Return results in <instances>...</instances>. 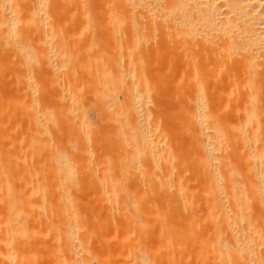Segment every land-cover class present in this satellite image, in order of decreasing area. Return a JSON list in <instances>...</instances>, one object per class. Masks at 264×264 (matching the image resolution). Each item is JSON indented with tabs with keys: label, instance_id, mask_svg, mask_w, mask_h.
Here are the masks:
<instances>
[{
	"label": "bare ground",
	"instance_id": "obj_1",
	"mask_svg": "<svg viewBox=\"0 0 264 264\" xmlns=\"http://www.w3.org/2000/svg\"><path fill=\"white\" fill-rule=\"evenodd\" d=\"M29 35L35 36V39H30ZM206 41L214 48L218 46L227 50V55L229 51L233 55L236 52V57L232 56L234 59L231 64L235 63L237 66V76L247 85H255L257 90L255 94H264V0H0V75L3 71L7 73L6 70L9 68L10 74L14 75L12 73L14 68L13 71H17L14 76L15 82L20 84L19 86L22 85L20 91H17L20 97L14 96L17 100L11 99L12 97L2 98V94L0 95V264H105L102 258L101 262L97 261L98 258L95 260L92 251L91 243L93 237H98L96 236L98 232L96 234L95 230L93 232L95 213L93 215L90 210V201L83 198L87 191L96 201L106 204V207L107 203L115 204L117 197L125 195L126 198L127 195L129 197L132 195L130 198L135 195V198H132L135 200L130 201L132 203L134 201L139 203L141 195L212 197L213 204L219 205L218 208L221 206L226 208H220L221 211L226 210L225 216L220 213L221 218H224L221 219L220 228L226 232H222L223 238L214 241V237H211L212 231L209 233L206 231L209 227L205 233L198 229L201 226L196 227L197 231L201 230L203 234L199 233V237L208 234L213 238H210L212 244L209 242L208 245L205 244L206 248L201 253L204 239L202 241L196 234L186 232V235L191 237L189 242L193 240L197 244L199 240L202 241L201 245L194 244L193 247V251L200 249L197 250L199 256L193 251L188 253L197 255L199 262L194 259V257L197 259L196 256H190L194 262L190 261L194 264L196 261L198 264H206L209 260L210 262L212 260V263L218 261L219 264H234L236 261H239V264H264L263 169L261 171L254 169L250 173L254 165L251 164V169L247 167L249 170L245 169L242 172L250 171L249 174L253 175L243 174L240 177L224 176L221 170L218 173L216 171V175H212L211 172V176L208 174L199 177L190 173L193 170L189 171L187 144L183 143L188 137V122L191 121L190 111L188 115L189 67L195 63L199 55L197 51L203 49ZM208 47L205 50H208ZM218 50H215V53ZM223 50L220 53L225 54ZM213 51L210 54L213 55ZM4 54H10L11 58L6 57L7 55L2 58ZM229 56L231 57V53ZM6 58L10 59L4 60ZM221 60L218 63H222ZM213 61L215 62V59ZM196 62L198 65V61ZM40 73L48 79L49 88L53 92L50 95L53 103L46 102L49 97L46 101V98L42 99L43 89L40 82L43 81L38 82L37 78ZM4 78L5 76L0 77V81ZM229 89L227 87L226 94ZM162 99L165 100L164 104L161 103ZM228 99L230 101V98ZM205 104L204 107L207 105ZM18 109L21 111V113L18 111L20 118L23 120V117L24 119L26 117V122L19 118L21 124L23 123L21 126L22 128L24 124L26 126L22 134L15 135L18 129L16 132L15 129L12 130V125L18 122L19 116H15L18 115ZM24 112L25 116H22ZM200 116L199 118L196 116L198 120L202 119V115ZM235 119L236 123L239 118ZM197 123L196 125H199ZM232 124L234 125V122H230L229 125ZM245 124L247 127L248 124L246 122ZM257 126L260 127V123ZM233 127L236 126H230L232 129ZM175 128L184 133V136L187 134L186 138L181 134L179 140L182 143L174 137ZM202 128L199 131L195 129L194 132L199 135ZM199 139L195 141H199L200 145ZM202 141L203 139L201 146L204 148ZM197 146L196 143L195 147ZM204 149L203 151L206 150ZM245 154L248 155L246 150ZM199 155L201 156V153ZM260 157L259 162L262 160L264 163L263 157L262 159ZM203 158L199 160L202 161ZM201 165L203 168V161ZM257 166L255 164L254 168ZM234 172L241 175V171ZM159 197L157 196L158 199ZM172 204L174 205V200ZM237 205H239L237 209L233 208ZM126 210L130 212L128 208ZM104 213L106 214V210ZM186 215L190 217L188 212ZM101 218V223L98 218L97 220L103 224L106 217ZM141 220L144 223L147 221L145 217ZM190 220L192 223V218ZM135 222L132 220L133 224ZM106 223L108 225V222ZM146 223L155 226L150 221ZM207 223L209 225V221ZM147 225L142 226L149 228ZM121 226L115 227L121 230L118 228ZM192 227L190 225L189 230ZM171 230L173 232L169 231L174 236L177 230ZM194 230L192 228L188 232L197 233ZM165 231L169 232L165 229L163 234ZM156 232L155 234L158 233ZM158 234L155 235L157 238ZM167 235L169 236V233ZM194 235L197 237L196 240L192 239ZM162 238L163 235L157 239L158 241L154 238L156 242L152 243L158 242L157 245L155 243L153 245L156 247L154 251L162 250L155 253L163 260L154 259L158 256H155V253L151 254L154 247L149 242L151 244L149 248H152H147V251L150 256H154L151 258L146 252L147 243L144 241L141 244L140 238L136 241L139 246L142 245L140 248L145 250H140L135 242L136 248L128 255L132 257L131 264H155V261L158 262L157 259L163 261L161 264H165L168 259V264L180 261L183 264L186 259L183 258L184 261L175 259L174 262L172 261L174 256L169 258V254L165 262L167 254H162L166 251L160 247H165L166 241L161 243ZM182 239L180 240L183 241ZM205 239L210 240L209 237ZM193 243L190 245L193 246ZM174 244L180 246L179 242L174 241L172 245ZM199 245L201 247H198ZM182 246L184 247V244ZM176 250L174 251L173 247V252ZM170 251L171 253H167L172 254V249ZM178 258L181 259L179 256ZM118 262L117 264L122 263Z\"/></svg>",
	"mask_w": 264,
	"mask_h": 264
},
{
	"label": "rangeland",
	"instance_id": "obj_2",
	"mask_svg": "<svg viewBox=\"0 0 264 264\" xmlns=\"http://www.w3.org/2000/svg\"><path fill=\"white\" fill-rule=\"evenodd\" d=\"M29 38L30 39H35V36H31V35H29ZM210 44V45H209ZM206 45V47H208L209 49H210V51H209V49L207 50H205V48L206 47H204ZM211 46V47H210ZM213 45L209 42L208 43V41H206V43H204V45H203V49H198L199 50V52L197 51V53L199 54H197L198 56H197V58H196V61H198V65H196L197 64V62L195 61V63H193V64H190V67H189V79H190V81H189V100H188V115H189V111H190V115L191 116H189L190 117V120L191 121H193V122H196L197 120H198V118H199V116L200 115H202V119H203V121H202V119H201V121H200V119L196 122L197 124H199V125H196V123H193V122H191L190 120V122H188V137H187V139H186V141L185 140H183V141H185V142H183V143H185V144H187V149H188V165H189V171H191V170H193V171H191L190 173L193 175V176H199V177H204L205 175H208V176H211L210 175V173L211 172H213V173H211L212 175L213 174H215L216 175V171H217V173H218V171H220V172H223V175L224 176H235V177H240V176H243V174H244V176H250V175H253V174H249V172L250 171H248V173H246V172H242V171H245V169H251L252 167V169H251V172L250 173H252V170H254L255 169V171L256 170H258V169H260V171L263 169V175H264V163L262 162V160H261V162H259V157L261 156V157H263V160H264V117H263V115H264V100H263V95L262 94H255V93H257V90H255V85L254 86H251V85H247L246 83H244V82H242V80L241 79H239V77L237 76V66L235 65V63L234 64H231V63H233V57H236V55H235V53L236 52H234V55H233V53L231 52V51H229L228 52V55L231 53V57L230 58H232V59H230L229 57H228V55H227V53H226V51L227 50H223V48H219L218 46H216L215 48L214 47H212ZM211 48H213V49H211ZM218 48H219V50H218ZM214 50V51H213ZM215 50H218L216 53H215ZM224 51L225 52V54L223 53V52H221L222 54H224V55H221V53H220V51ZM201 51H202V53H201ZM212 51H213V55L212 54H210V53H212ZM203 52H205V53H203ZM217 53H220V54H217ZM5 55H7V54H4V56L2 55V58H5ZM216 55H218V56H216ZM226 55V56H225ZM12 56V55H11ZM233 56V57H232ZM6 57H10V54L9 55H7ZM227 57V58H226ZM11 58V57H10ZM10 58H6V59H4V60H8V59H10ZM215 59V62L213 61L214 59ZM218 58H220V59H218ZM222 58H224V60L222 59ZM205 59V60H204ZM222 59V60H221ZM228 60V62H230V63H227V61L226 60ZM230 59V60H229ZM12 60H13V56H12ZM219 60V61H218ZM220 60L222 61V63H218V62H220ZM217 61V62H216ZM4 62H6V61H4ZM202 62V63H201ZM201 63V64H200ZM218 63V64H217ZM224 63V64H223ZM231 64V65H230ZM219 65V66H218ZM221 65V66H220ZM198 66V67H197ZM231 66H233V67H231ZM197 67V68H196ZM229 67V68H228ZM196 68V69H195ZM221 68V69H220ZM226 68V69H225ZM231 68H233V69H231ZM11 68H9V70H10ZM14 69V68H13ZM13 69H12V73L14 74V75H12V74H10L11 72H9V70L7 69H5L6 70V72L8 73H4L5 71H3L2 72V76L0 75V77L2 78L3 76H5V78L2 80L1 79V81H0V83L1 84H3V85H1V87H0V89H2V90H0V95L1 96H3L2 98H11V99H14V100H17V99H15V97H17V98H19L20 97V93H18L17 91H20L19 90V88L21 89L22 87V85L21 86H19L20 84H18V83H16L15 82V78H14V76L16 75V72L17 71H13ZM199 69V70H198ZM230 70V71H229ZM231 71H232V73H231ZM41 73H42V71H40ZM209 72V73H208ZM211 72V73H210ZM3 73H4V75H3ZM41 73H40V75H38L39 77H37L38 78V82H40V81H43V83L42 82H40L41 84H42V87H41V84L39 83V85H40V87H41V89H43V91H41L42 92V99L44 100V98H46L45 99V101L47 100V98H48V100L46 101L47 103H50V102H52L51 101V99H50V95L53 93L52 92V89H50L49 88V82H48V79L45 77V76H42L41 75ZM198 73V74H197ZM220 73V74H219ZM9 74H10V76H9ZM219 74V75H218ZM7 75V76H6ZM235 75V76H234ZM13 76V77H12ZM7 77V78H6ZM9 77H11V78H13V80L14 81H12V79L11 78H9ZM42 77V79L40 80L39 78H41ZM235 77V78H234ZM9 78V79H8ZM43 78H46L45 80H43ZM194 78V79H193ZM221 78H222V80H221ZM231 78V79H230ZM232 78H234V79H232ZM6 79V80H5ZM47 80V81H46ZM7 81V82H6ZM45 81H46V84H45ZM12 82V83H11ZM191 82V83H190ZM200 82V83H199ZM203 82V83H202ZM221 83V84H220ZM237 85H236V84ZM14 84V85H13ZM228 84V85H227ZM246 84V85H245ZM9 85H11V86H9ZM18 85V87H16ZM245 87H244V86ZM193 86V87H192ZM43 87H45V89H46V91H45V89L43 88ZM218 87V88H217ZM227 87H229L230 89H229V91H228V93L226 94V92H227ZM244 87V88H243ZM13 88H15L14 90H13ZM18 88V89H17ZM203 89V91H201L202 89ZM251 88V89H250ZM6 89H8L7 91L5 90V92H4V90ZM219 91H218V90ZM234 90V91H233ZM236 90H237V92H236ZM242 90V91H241ZM47 93V94H45V92ZM220 91H223L222 93L220 92ZM225 91V92H224ZM233 91V94H234V96H232L231 94V92ZM239 91V92H238ZM15 92V93H14ZM17 92V93H16ZM49 92V93H48ZM241 92H243L242 93V95H241ZM251 92V93H250ZM9 93V94H8ZM197 93V94H196ZM235 93L237 94L236 96H235ZM247 93H248V95H247ZM225 94L228 96V94H229V96L226 98V97H224L225 96ZM19 95V96H18ZM44 95H45V97H44ZM200 95V96H199ZM241 95V96H240ZM0 96V97H1ZM15 96V97H14ZM191 96V97H190ZM198 96V98H199V102H198V98L196 99V97ZM205 96V97H204ZM231 96V97H230ZM201 97H204V98H201ZM234 97H237V99L236 98H234ZM255 97V98H254ZM228 98H230V101H228L229 99ZM251 98V99H250ZM258 98V99H257ZM192 99V100H191ZM200 99H204V100H200ZM228 99V100H227ZM262 99V100H261ZM19 100V99H18ZM196 100V101H195ZM252 100H254V101H252ZM44 101V102H45ZM43 102V103H44ZM45 102V103H46ZM191 102V103H190ZM200 102H201V104L203 105V107H202V105L200 104ZM203 102H204V104L206 105L205 107H204V104H203ZM53 103V102H52ZM161 103H165V100L164 99H162L161 100ZM198 103V104H197ZM201 106H200V105ZM197 106V107H195V106ZM200 106V108L198 109V107ZM246 106H247V108H246ZM243 107H245V109L243 108ZM236 108V109H235ZM244 109V111H243V109ZM240 109H242V110H240ZM192 110V111H191ZM196 111L195 113H194V111ZM205 110V111H204ZM209 110H210V112H209ZM245 110H246V112H245ZM21 113V111H20V109H18L17 110V113H18V115H15L16 117H18L19 116V112ZM221 111H223V112H221ZM242 111L244 112V113H242ZM249 111V112H248ZM22 112H23V110H22ZM197 112H199V114L200 115H198V113ZM205 112V113H204ZM238 112V113H237ZM255 112H257V113H255ZM228 113V114H227ZM205 114V115H204ZM230 114V115H229ZM233 114L237 117V118H239V120L237 119V122L235 123V121H234V119H235V116H233ZM238 114H239V116H238ZM244 116H243V115ZM205 117H204V116ZM256 115V116H255ZM22 116H25V112L22 114ZM198 118H197V117ZM21 117V115L18 117V122H16L17 120V118L16 119H14V120H16V121H14V123L16 122V124H14V125H12L13 124V122H12V127H13V129L12 130H14L15 129V132H16V130H17V132H16V134L15 135H17V134H22L23 133V131H24V126H26V124H24L23 125V128H22V124H21V122H20V120H19V118ZM194 117H196L197 118V120H195L196 118H194ZM201 117V116H200ZM213 117V118H212ZM251 117H253V118H251ZM206 118V119H205ZM234 118V119H233ZM244 118V119H243ZM263 118V119H262ZM21 119V118H20ZM25 119H26V117H25ZM25 119H24V117H23V120L25 121ZM235 119V120H236ZM242 120V122H243V124H242V122H240L241 120ZM22 120V119H21ZM22 120V121H23ZM208 120V121H207ZM230 120H233V121H230ZM248 120V121H247ZM205 121H207L206 123H205ZM26 122V121H25ZM24 122V123H25ZM230 122H234V125L236 126V127H233V129L232 128H230V126L232 127V126H234L233 124L232 125H229L230 124ZM245 122L248 124L247 125V127H246V124H245ZM249 122H250V125H249ZM205 123V124H204ZM222 125H221V124ZM239 125H238V124ZM260 123V127L259 126H257L258 124ZM204 124V125H203ZM227 124V125H226ZM242 124V125H241ZM245 124V125H244ZM263 126H262V125ZM10 125V126H11ZM16 125V126H15ZM200 125H201V127H200ZM202 125H203V128H202ZM206 125H207V127H206ZM219 125V126H218ZM220 125L222 126L221 128H220ZM224 125V126H223ZM225 125H226V127H225ZM18 126H20V128L18 127ZM197 126V127H196ZM239 126H241L242 128L240 129V127L238 128ZM251 126V127H250ZM18 127V128H17ZM174 127L175 126H173V129H174ZM202 128L201 129V132L203 131V133H201V132H199V135H200V133H201V135H200V137H199V135H197V133H195L196 132V130L195 129H197L198 131H199V129L200 128ZM254 127V129H251V128H253ZM262 127V128H261ZM210 128V129H209ZM223 128V129H222ZM237 128V129H236ZM258 128H260V130H258ZM221 129V130H220ZM238 129H240V130H238ZM246 129H248V130H246ZM257 129V130H256ZM216 132H215V131ZM223 130V131H222ZM233 130H234V132H233ZM243 130V131H242ZM195 131V132H194ZM207 131V132H206ZM219 131H220V133H219ZM263 131V132H262ZM20 132V133H19ZM22 132V133H21ZM227 132H229V133H227ZM222 133V134H221ZM233 133V135L231 136L230 134H232ZM241 133V134H240ZM259 133V134H258ZM173 134L175 135L174 137L175 138H177L178 139V141L180 142V140H181V134L182 133H180V131L178 130H176V128H175V131L173 130ZM184 134V133H183ZM182 134V135H183ZM225 134V135H224ZM240 135V137H239V135ZM243 134V135H242ZM250 134V135H249ZM180 135V137H178ZM207 135V136H206ZM236 135H238L237 137H238V139L240 140H237V137H236ZM253 135V136H252ZM184 136V135H183ZM184 136V137H185ZM196 136V137H195ZM212 136V137H211ZM242 136V137H241ZM245 136V137H244ZM256 136V137H255ZM185 137V138H186ZM195 137V138H194ZM201 137H203V138H201ZM222 137V138H221ZM183 138V137H182ZM185 138H183V139H185ZM199 138H201V139H203V143H202V145L204 146V148L206 149H204V148H202V146H201V139H199ZM208 138V139H207ZM213 138V139H212ZM250 138V139H249ZM262 138V139H261ZM180 139V140H179ZM196 139H199L200 140V145H199V141L198 142H196L195 140ZM224 139H226V140H224ZM227 139H228V141H230V142H228L227 141ZM246 139V140H245ZM251 139H253V140H251ZM208 140H210V141H208ZM223 140V141H222ZM195 141V143H193ZM206 141V142H205ZM217 143H216V142ZM222 141V142H221ZM235 141V142H234ZM242 141V142H241ZM251 141V142H250ZM253 141V142H252ZM256 141H258V142H256ZM215 142V143H214ZM180 143H182V141L180 142ZM196 143H197V145L199 146V148H201L202 150H200L199 148H198V146L197 147H195L196 146ZM204 143H206L205 145H204ZM210 143H212V145L210 144ZM220 143V144H219ZM240 143H243V144H240ZM256 143V144H255ZM216 144V145H215ZM219 144V145H218ZM255 144V145H254ZM214 145V146H213ZM246 145V146H245ZM205 146H207V147H205ZM211 146V147H210ZM213 146V147H212ZM215 146H217V147H215ZM238 146V147H237ZM243 146V147H242ZM219 147V148H218ZM236 147V148H235ZM245 147V148H244ZM203 149L205 150V151H203ZM215 149V150H214ZM238 149V150H237ZM244 151H243V150ZM213 150V151H212ZM217 150L219 151V152H217ZM222 150V151H221ZM231 150V151H230ZM235 150V151H234ZM245 150H246V153H248V155H246L245 154ZM197 151V152H196ZM251 153H250V152ZM256 151V152H255ZM195 152V153H194ZM205 154H204V153ZM221 152H223V153H221ZM197 153H198V155H197ZM201 153V156L199 155ZM255 153H257V154H255ZM252 154V155H251ZM224 155V156H223ZM259 155V157H257ZM263 155V156H262ZM193 156V157H192ZM196 156V157H195ZM204 158H203V157ZM217 156V157H216ZM253 158H251V157ZM256 156V157H255ZM198 157H200V158H203V168L201 167L202 165V161H200L199 159L200 158H198ZM240 157V158H239ZM251 159H250V158ZM260 157V159H262ZM208 158V159H207ZM215 158V159H214ZM235 158V159H234ZM257 158H258V160H257ZM247 159H250V160H247ZM197 160H199L198 162H196ZM208 162H207V161ZM212 160H213V162H212ZM255 161H256V163H255ZM219 162H221V164L219 163ZM253 162V163H252ZM200 164V165H198V164ZM206 163V164H205ZM261 163L263 164V165H261ZM197 164V165H196ZM213 164V165H212ZM216 164V165H215ZM253 165L251 168H250V165ZM255 164H256V166H257V164H258V166L257 167H255L254 168V166H255ZM205 165V166H204ZM218 165V166H217ZM234 165V166H233ZM249 165V166H248ZM261 165V166H260ZM236 166V167H235ZM261 168H260V167ZM262 166H263V168H262ZM201 167V168H200ZM207 169H206V168ZM209 167V168H208ZM219 169H218V168ZM220 167H221V169H220ZM239 167V168H238ZM248 167V168H247ZM217 168V169H216ZM236 168V169H235ZM200 169V170H199ZM210 169V170H209ZM227 169V170H226ZM238 169V170H237ZM248 169V170H249ZM226 170V171H225ZM231 170V171H230ZM197 171H198V173H197ZM204 171V172H203ZM234 171H241V175H239V173L237 174L236 172H234ZM247 171V170H246ZM215 172V173H214ZM219 172V174L220 175H222V173H220ZM225 172V173H224ZM231 172H233V173H231ZM194 173V174H193ZM204 173V174H203ZM226 173H228V174H226ZM246 173V174H245ZM232 174V175H231ZM234 174V175H233ZM260 174V173H259ZM261 174V175H262ZM218 175V174H217ZM86 195V196H85ZM132 195H130V197H131ZM134 197H132V198H135V195H133ZM136 196H138L139 197V195H136ZM145 197H143L142 195L140 196V199L138 198V197H136L137 199H139V203H135V201L132 203V202H130V201H133V200H135V199H132V198H130L128 195H127V198H126V195L125 196H121V197H117V203H107L108 205V207H106V204H101L100 202H98V201H96L95 199H94V197L91 195V193L89 192V191H87V193H85L84 194V196H83V198L84 199H86V200H88V202H89V204H90V210L92 211V214L94 215V213H95V215H94V217L96 216V215H98V213L100 214V215H98L97 216V218H98V220L100 221V219H102L101 217H103V219L106 217V218H108L107 219V221H105L106 220V218L104 219V221L102 222L103 224H100L101 223V221H100V223H99V221L97 220V218H94L93 217V232H94V230H95V234H96V232H98V234H96V236H98L97 238L96 237H93V242L91 243V245H92V251H93V254H95V260H97L96 258H98L99 260H97V261H100L101 260V258H102V262L103 263H105V264H111V262L113 263V264H117V262L118 261H120V262H118V263H121V264H123V262H124V264H131L132 262V257H130V256H128V255H130V251H133V249H135L136 248V245H137V247L138 248H140V247H142V245L141 246H139V243H137L138 241H136L139 237H140V235H141V240H140V242H141V244H143V242L145 241L146 243H147V247L145 246V248H146V252H148V254H149V256H150V253H149V251H147V248L148 249H150V248H152V247H154L153 245H155L156 243V241H158L157 239H159V238H161V236L163 235V238H162V240L161 241H163V242H161V243H164L165 241H166V244H167V246H166V244H164L165 245V247H160V245L159 246H157V248L158 247H160V249H162L163 248V250L164 251H166V253H162V254H167L166 255V257L164 258V256H163V258L165 259V262H166V259H168V257L169 258H171V256H174V259L172 258V261H176L175 259H179V260H182V261H184L185 259V261L183 262V264L184 263H186V264H189V263H192L191 261H193L194 262V260L193 259H191L190 258V256H192V257H194V256H196L197 257V255H194V254H188V253H191L192 251H193V247H194V244L197 246L198 244H200L201 245V242L203 241L202 239H204V242H202V245H203V243H204V246L203 247H201L200 245L198 246V247H201V250L198 248L197 250H200V253H201V251L204 249V248H206L205 247V244L206 245H208L209 243L210 244H212V242H211V239H213V238H211V237H214V241L217 239H221V238H223L224 237V233L226 232V231H223V229L222 228H220V226H221V223H222V221H221V219H224V218H221V216H220V213H221V215L222 216H225V214L226 213H224V212H226V210H222L223 211V213H224V215H223V213H222V211L220 210V208H225V207H223V206H221L220 208H218L219 207V205H215V204H213V199H212V197H209V196H203V195H196V196H192V198H191V196H190V198H188L189 197V195H186V196H181L180 198H179V196H170V195H160V197H159V195H144ZM157 196L159 197V199L157 198ZM161 196H163L162 198H161ZM124 197V198H123ZM129 197V198H128ZM147 197V198H146ZM155 199H154V198ZM166 199H165V198ZM167 197L169 198V199H167ZM184 197V198H183ZM187 197V198H186ZM195 197V198H194ZM89 198V199H88ZM121 198V199H120ZM126 198V199H125ZM143 198H145V199H143ZM177 198H179L178 200H177ZM182 198H183V201H184V203H183V201H182ZM120 199V200H119ZM137 199H136V202H137ZM184 199H186V200H184ZM207 199H209V200H207ZM122 200H124L123 202H122ZM143 200V201H142ZM173 200H174V205L172 204L173 203ZM188 200V201H187ZM194 200V201H193ZM203 200V201H202ZM130 203H129V202ZM159 201V202H158ZM180 201V202H179ZM210 201V202H209ZM94 202L96 203V204H94ZM118 202H120V203H118ZM126 202V203H125ZM141 202V203H140ZM163 202V203H162ZM199 202V203H198ZM204 202H205V204H204ZM99 203L101 204L100 206H99ZM124 203V204H123ZM164 203H166V204H164ZM168 203V204H167ZM194 203H196V204H194ZM117 204V205H116ZM128 204H129V206H128ZM131 204V205H130ZM136 204V205H135ZM141 204H142V206L143 207H141ZM162 204V205H161ZM177 204V205H176ZM181 204V205H180ZM96 205H98V206H96ZM125 205V206H124ZM127 205V206H126ZM161 205V206H160ZM165 205V206H164ZM168 205V206H167ZM173 205V206H172ZM189 205V206H188ZM212 205V207H210ZM112 206V207H111ZM153 206V207H152ZM208 206V207H207ZM217 206V207H216ZM92 207V208H91ZM119 207V208H118ZM139 207V208H138ZM159 207H161V208H159ZM182 207V208H181ZM184 207V208H183ZM192 207V208H191ZM216 207V208H215ZM239 207V205H237V206H235V207H233V208H235V209H237ZM103 208V209H102ZM105 208V209H104ZM107 208H109V209H107ZM115 208H117V209H115ZM126 208H128L129 210H130V212H128V210H126ZM130 208H132V209H130ZM134 208H135V210H134ZM144 210H143V209ZM168 210H167V209ZM174 208V209H173ZM189 208H191V209H189ZM213 208V209H212ZM99 209H101V210H104V211H99ZM141 209H142V212H141ZM164 209V210H163ZM173 209V210H172ZM179 209V210H178ZM184 209V210H183ZM216 209V210H215ZM226 209V208H225ZM252 209V208H251ZM105 210H106V214L104 213L105 212ZM134 211V214H133V211ZM138 210V211H137ZM183 210V211H182ZM220 210V211H219ZM254 210V209H253ZM109 211V212H108ZM121 211V212H120ZM138 213H137V212ZM173 211V212H172ZM219 211V212H218ZM115 212L117 213V214H115ZM128 212V213H127ZM144 212V213H143ZM182 212V213H181ZM188 212V214H190V217L189 216H187V218H186V216H185V214ZM198 212V213H197ZM205 212V213H204ZM209 212V213H208ZM211 212V213H210ZM112 213H114V214H112ZM127 213V214H126ZM130 213H132V215H130ZM137 213V214H136ZM146 213V214H145ZM163 213V214H162ZM184 213V214H183ZM219 213V214H218ZM247 209H246V211H245V215H247ZM109 214V215H108ZM136 214V215H135ZM140 214V215H139ZM148 214V215H147ZM165 214V215H164ZM173 214V215H172ZM193 214V215H192ZM200 214V215H199ZM212 214V215H211ZM218 214V215H217ZM116 215V216H115ZM150 215V216H149ZM164 215V216H163ZM167 215V216H166ZM205 215L207 216V217H205ZM216 215V216H215ZM114 216V217H113ZM121 217V218H119L118 219V217ZM130 216V217H129ZM176 216V217H175ZM215 216V217H214ZM112 217H113V219H112ZM117 217V218H116ZM134 217H136V218H134ZM139 217H140V219H139ZM144 217H145V219L149 222L150 221V223H154V225L155 226H157V227H155V226H153L152 227V225L150 226V224L149 225H147V221H145V223L144 222H142L143 220H141V219H144ZM147 217V218H146ZM172 217V218H171ZM198 217V218H197ZM219 217V218H218ZM151 220H150V219ZM161 218H163V219H161ZM164 218H165V220H164ZM185 218V219H184ZM192 218V223L194 224H192L190 221V219ZM194 218V219H193ZM203 218V219H202ZM206 218H207V220H206ZM115 219H118L117 220V222L115 221ZM138 221H140V222H138ZM162 220V221H160V220ZM168 219H170V220H168ZM201 219V220H200ZM112 220V221H111ZM132 220H133V222H135V220H136V222L133 224L132 223ZM153 220V221H152ZM177 220V221H176ZM186 220V221H185ZM189 220V222H190V224H189V222H187ZM194 220H197V222L196 221H194ZM199 220V221H198ZM206 220V221H205ZM214 220V221H213ZM111 221V222H110ZM171 221V222H170ZM180 221V222H179ZM194 221V222H193ZM209 221V225H208V222ZM216 221V222H215ZM105 222H108V225H107V223L105 224ZM113 222H114V224H113ZM116 222V223H115ZM122 222V223H121ZM142 222V223H141ZM181 223L180 225H179V223ZM183 222V223H182ZM215 222V223H214ZM221 222V223H220ZM112 223V224H111ZM130 223V224H129ZM172 223V224H171ZM211 223V224H210ZM219 223V224H218ZM97 224H99V226L97 225ZM111 224V225H110ZM119 226H121V225H123V226H121V227H118V228H121V230L122 231H124V232H122L121 230H119V229H116V227L115 226H117V225ZM125 224V225H124ZM136 224V225H135ZM164 224H169L168 225V227H167V225H164ZM179 225V227H177L178 225ZM188 224V225H187ZM197 224V225H196ZM202 224H203V226H202ZM105 225H107V227L109 228H107L106 226L104 227ZM110 225V226H109ZM113 225V226H112ZM115 225V226H114ZM138 225V226H137ZM145 227V225H147V226H149V228L148 227H146V228H144L143 226ZM164 225V226H163ZM184 225V226H183ZM186 225L187 226H189V228L188 227H186ZM190 225H191V227L193 228V230L194 231H196L197 233H194V232H188V231H191L192 230V228H191V230H189L190 229ZM98 226V227H97ZM126 227V229H124L125 227ZM136 226V227H135ZM142 226V227H141ZM166 226V227H165ZM202 228H201V227ZM95 227V228H94ZM100 227V228H99ZM103 227V228H102ZM111 227V228H110ZM128 227H131V228H128ZM155 227V228H154ZM161 227L163 228V229H161ZM173 227V228H172ZM182 227H185L184 229L182 228ZM195 227V228H194ZM198 227H200V228H198V229H201L202 230V232L203 233H205L206 231H208V233L209 232H211V237L210 236H208V234H207V236L209 237V239L210 240H206L205 239V237L206 238H208L205 234V236H201V237H199V233H201L202 234V232H201V230H199V232L197 231L198 229L197 228ZM203 227H207V228H204L203 229ZM208 227H209V230H206V229H208ZM99 228V229H98ZM133 228H135V229H133ZM138 228V229H137ZM142 228V230H140ZM144 228V229H143ZM152 228H153V230H152ZM156 228H158L157 230H159L161 233H162V235H161V233H159L157 230H156ZM104 229H106L105 231H103ZM108 229V230H107ZM129 229V230H128ZM137 229V230H136ZM155 229V230H154ZM167 230V231H172L171 229H173L174 231L175 230H177V233H175V234H173L174 236L175 235H177V236H175V238H177L178 236H180V237H178L177 239H175V238H173L174 236H172V234L170 233V231L168 232L169 233V236L165 233V234H163V232H164V230ZM186 229V230H185ZM188 229V230H187ZM220 229V230H219ZM135 232H134V231ZM139 230V231H138ZM180 230V231H179ZM206 230V231H205ZM215 230V231H214ZM118 231V232H117ZM127 231V232H126ZM145 231V232H144ZM146 231H147V233H146ZM159 233H157V232ZM184 231V232H183ZM205 231V232H204ZM110 232V233H109ZM121 232V233H120ZM141 232V233H140ZM155 234V232L159 235L158 237L159 238H157V236H155V235H157V234H153V233ZM173 232V231H172ZM186 232H187V234L188 233H190V234H196V236L197 237H199V239H201V240H199V239H197V241L198 242H200V243H198L197 242V244H196V242H194L193 240V242L191 241V242H189V240H191V237H188L187 235H186ZM220 232V233H219ZM222 232H224V233H222ZM106 233H107V235H106ZM116 233V234H115ZM118 233V234H117ZM123 233H125V234H123ZM128 233H130V235L128 234ZM139 235H138V234ZM178 233H179V235H178ZM222 233V234H221ZM116 236H115V235ZM132 234V235H131ZM147 234V235H146ZM149 234H150V236H149ZM181 234V235H180ZM192 234V235H193ZM124 235H125V237H124ZM152 235H154V236H152ZM161 235V236H160ZM165 235H166V237H165ZM170 235H171V237H170ZM184 235L186 236V237H184ZM192 235H190V236H192ZM203 235V234H202ZM222 235V236H221ZM93 236H95L94 235V233H93ZM102 236V237H101ZM111 236H113V237H111ZM131 236V237H130ZM139 236V237H138ZM195 235L192 237V239H195L196 240V237ZM108 237V238H107ZM145 237H147V238H145ZM156 238L155 240H154V238ZM164 237L166 238L165 240H164ZM182 237H183V239H182ZM204 237V238H203ZM101 238V239H100ZM103 238H105V239H103ZM126 238H128L127 240H126ZM139 238V239H140ZM143 238V239H142ZM150 238V239H149ZM186 238H188L187 239V241H185V239ZM190 238V239H189ZM95 239V240H94ZM138 239V240H139ZM145 239H147V240H145ZM151 239H153V240H151ZM170 239H172V240H170ZM175 239V240H174ZM180 239H182L183 241H181ZM108 240V241H107ZM150 240V241H149ZM178 240V241H177ZM212 240V241H213ZM134 241V242H133ZM153 241H155L154 243H152ZM174 241H176V242H179L180 243V246L181 247H183L182 245L184 244V249L182 248L181 249V247L179 246V244H177L178 246H176L175 244H174V246L172 245L173 243H174ZM97 242H99V243H102L101 245H99V244H95V243H97ZM137 244H136V243ZM152 243V247H150L149 248V246H151V244L150 243ZM160 242H159V244H160ZM171 242H173L172 244H171ZM188 242L191 244V243H193L192 245L193 246H191L190 244H188ZM209 242V243H208ZM94 243V244H93ZM105 243H106V246H105ZM145 243V244H146ZM149 243V244H148ZM169 243V244H168ZM186 243V244H185ZM157 244H158V242H157ZM156 244V245H157ZM182 244V245H181ZM119 245V246H118ZM163 245V244H162ZM171 246H173L174 247V251L177 249V250H179V251H177L176 250V252H173V247H171ZM176 246V247H175ZM187 246H188V248H187ZM189 246H191V247H189ZM195 246V248H197ZM103 247V248H102ZM107 247H108V249H107ZM167 247V248H166ZM177 247H180V249L179 248H177ZM94 248V249H93ZM155 248L156 247H154V248H152L153 250H152V252H151V254L152 253H155L156 251H158V252H162V250L161 251H159L158 249L156 250V251H154L155 250ZM169 248V249H168ZM103 249V250H102ZM106 249L108 250V251H106ZM142 248H140V250H141ZM172 249V254H170L171 253V250ZM186 249V250H185ZM191 249V250H190ZM143 251L145 250V249H142ZM180 250H184V252L186 251H188L187 253H185L184 254V252L183 253H180L181 251ZM197 250L196 251H193V253L195 252V253H197L198 254V252H197ZM104 251H106V252H104ZM96 252H97V255H96ZM109 252V253H108ZM116 252V253H115ZM119 252V253H118ZM157 252V253H158ZM167 252H170V253H167ZM104 253H106V254H104ZM111 253V254H110ZM179 253V254H178ZM117 254H119V255H117ZM156 254V253H155ZM158 254H160V253H158ZM168 254H169V256H168ZM175 254V255H174ZM178 254V255H177ZM182 254V255H181ZM109 255V256H108ZM112 255V256H111ZM115 255V256H114ZM153 256V255H152ZM152 256H150L151 258H153ZM155 256H158V257H154V259L156 260V258H159V259H162V257L160 258L159 257V255H155ZM178 256L179 257H181V259L180 258H178ZM183 256V257H182ZM185 256L187 257V258H185ZM198 256H199V254H198ZM111 257H112V259L114 258V257H116V259L114 260H112L111 259ZM189 257V258H188ZM126 258L128 259V260H126ZM131 258V259H130ZM151 258H149V259H151ZM183 258H184V260H183ZM199 257H197V259L194 257V259L195 260H198V262H199V259H198ZM212 258H214V256L212 257ZM104 259H106L105 261H104ZM159 259H157L158 260V262L161 264V262H163L162 260H161V262H160V260ZM189 259V260H188ZM117 260V261H116ZM154 260V261H155ZM169 260V259H168ZM168 260H167V264H168ZM187 260H188V263H187ZM191 260V261H190ZM114 261V262H113ZM178 261V260H177ZM216 261V260H215ZM101 262V261H100ZM158 262H156L155 261V264H157ZM164 262V263H165ZM179 262V261H178ZM197 262V261H196ZM195 262V264H198V262L196 263ZM209 262V264H211L213 261L211 260V262H210V260L208 261ZM208 262L206 263V264H208ZM239 262V261H238ZM237 261L236 262H234V264H239ZM165 263V264H166ZM219 264V262L217 261L216 263L214 262V263H212V264ZM163 264V263H162ZM172 264H173V262H172ZM174 264H182V262L180 261V263H174ZM192 264H194V263H192ZM244 264V263H243Z\"/></svg>",
	"mask_w": 264,
	"mask_h": 264
}]
</instances>
